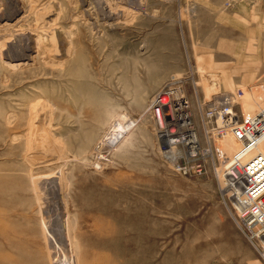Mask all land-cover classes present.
<instances>
[{
    "label": "rangeland",
    "instance_id": "374dc122",
    "mask_svg": "<svg viewBox=\"0 0 264 264\" xmlns=\"http://www.w3.org/2000/svg\"><path fill=\"white\" fill-rule=\"evenodd\" d=\"M226 1L0 0V264H264L148 114L171 75L260 106L264 0Z\"/></svg>",
    "mask_w": 264,
    "mask_h": 264
},
{
    "label": "built area",
    "instance_id": "2783aa9c",
    "mask_svg": "<svg viewBox=\"0 0 264 264\" xmlns=\"http://www.w3.org/2000/svg\"><path fill=\"white\" fill-rule=\"evenodd\" d=\"M235 3L227 0L226 7ZM242 96L240 89L198 101L196 111L184 78L171 75L151 98L148 114L163 160L181 176L216 180L223 204L264 263V152L251 151L264 138V94L257 110L241 118ZM229 136L242 143L232 154L222 148Z\"/></svg>",
    "mask_w": 264,
    "mask_h": 264
},
{
    "label": "bare ground",
    "instance_id": "6f19581e",
    "mask_svg": "<svg viewBox=\"0 0 264 264\" xmlns=\"http://www.w3.org/2000/svg\"><path fill=\"white\" fill-rule=\"evenodd\" d=\"M14 65H17V64H14ZM223 143H226L224 150H226L230 154H232V152L236 151L237 149H239L242 146V143H240L239 141H237L233 136H229L228 138H226L223 141ZM251 151L252 152H258V151L264 152V138Z\"/></svg>",
    "mask_w": 264,
    "mask_h": 264
}]
</instances>
